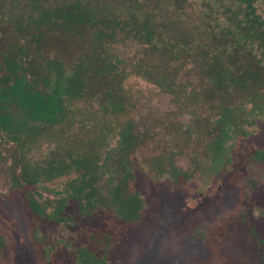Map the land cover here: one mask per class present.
<instances>
[{"label": "rangeland", "instance_id": "374dc122", "mask_svg": "<svg viewBox=\"0 0 264 264\" xmlns=\"http://www.w3.org/2000/svg\"><path fill=\"white\" fill-rule=\"evenodd\" d=\"M2 1L7 7L0 25V51L20 40L6 21L28 0ZM90 1L121 19L130 12L150 18L164 40L183 39L191 47L190 54L174 63L132 40L113 45L116 55L124 59L123 70L129 75L124 85L135 107L120 123L130 121L135 134L143 136L130 156L133 177L129 184L134 185L140 203L134 220L126 224L128 218L110 199L92 198L90 206L80 202V191L73 184L79 180L76 173L35 187H18L10 175L15 166L14 145L0 142L6 158L0 159V264H264V184L245 220L213 236L212 244L196 233L197 225L216 224L238 208L242 197L239 187L229 183L232 171L240 168L255 146L264 145V84L236 92L224 108L226 115L242 118L244 125H231L228 120L214 126L216 117L206 124L199 119L220 110L204 78L198 48L211 45L217 37L213 29L220 30L219 35L233 19L232 4L223 0ZM255 6L264 19V0H256ZM93 35L89 31L66 38L51 33L42 40L44 55L57 56L71 67L95 47ZM153 66L163 67L160 74L173 78L178 94L164 92L138 75ZM104 91L101 88L100 93ZM81 108L85 115L97 118L95 104L87 102ZM186 130L188 134L183 135ZM78 132L77 140L91 142L101 130L99 126ZM167 146L172 147V165L186 173L187 180L156 175L152 157ZM98 184L99 195L108 196L106 178Z\"/></svg>", "mask_w": 264, "mask_h": 264}, {"label": "trees", "instance_id": "16d2710c", "mask_svg": "<svg viewBox=\"0 0 264 264\" xmlns=\"http://www.w3.org/2000/svg\"><path fill=\"white\" fill-rule=\"evenodd\" d=\"M43 1L28 0L25 8L8 17L7 24L20 34V40L0 51V142L14 145L15 166L10 175L18 187H35L76 173L79 180L73 184L80 191V202L90 206L92 198L104 202L110 199L126 215L127 224L134 220L140 203L134 185L129 184L133 177L130 156L143 136L135 134L130 121L120 123L129 108L135 107L124 85L129 77L123 70L124 59L116 55L113 45L132 40L174 63L190 54L191 47L183 39L164 40L147 17L139 20L132 13L127 19L114 17L90 0H63L56 5H44ZM223 1L232 4L233 19L219 35L220 30L213 29L217 37L211 45L198 48L204 78L220 110L206 117L199 115V119L206 124L216 117L214 126L225 125L228 120L231 125L242 123V118L226 115L225 106L236 92L264 84V19L255 6L256 0ZM89 31H94L91 45L96 49L93 47L71 67L57 56L44 55L42 40L49 34L74 38ZM158 68L153 66L138 75L164 92L178 94L173 78L163 77L160 72L164 68ZM101 88L105 89L103 94ZM87 102L96 105L97 118L82 112ZM99 126V137L91 142L77 140L78 131H92ZM185 132L183 135L188 134ZM171 148L164 147L155 159L152 157L155 173L187 180L189 176L172 165ZM0 159L6 160L1 150ZM103 177L109 187L108 196L99 195L97 189ZM229 183L239 187L241 203L218 223L196 226L197 237L207 245L212 244L213 236L245 220L256 192L264 184V145L251 150L240 168L232 171ZM2 246L0 242V250Z\"/></svg>", "mask_w": 264, "mask_h": 264}, {"label": "flooded vegetation", "instance_id": "af4514ba", "mask_svg": "<svg viewBox=\"0 0 264 264\" xmlns=\"http://www.w3.org/2000/svg\"><path fill=\"white\" fill-rule=\"evenodd\" d=\"M2 2H3V1H2ZM2 2H1V0H0V20L2 19V22H3V17H4V15H5L4 11L6 10L7 5H6L5 2H3V3H2ZM131 13H132V12H130V14H131ZM130 14H129V15H130ZM132 14H133V13H132ZM129 15H128V16H129ZM9 17H10V16H9ZM137 18H138L139 20H140V19H145V18H142V17H141V18H140V17H137Z\"/></svg>", "mask_w": 264, "mask_h": 264}]
</instances>
